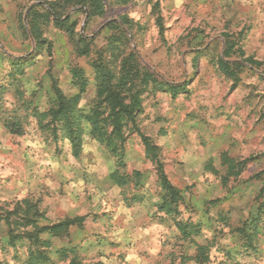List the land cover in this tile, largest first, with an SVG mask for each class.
I'll use <instances>...</instances> for the list:
<instances>
[{
    "label": "clouds",
    "instance_id": "9594fccd",
    "mask_svg": "<svg viewBox=\"0 0 264 264\" xmlns=\"http://www.w3.org/2000/svg\"><path fill=\"white\" fill-rule=\"evenodd\" d=\"M242 2L246 11L240 12L238 4L232 0H217L215 6L220 10L217 16L223 12L224 20L231 19L227 29L230 34L244 28L247 39L243 43L247 54L259 49L256 58L264 60V0ZM57 3L63 6L64 0H0V183L12 177L9 192L0 193V200H14L23 192L33 203L42 199L60 205L47 222L59 223L67 217L61 225L65 231L59 237L41 234L40 239V243L53 241L47 249L49 264H65L55 254L57 248L74 250L77 254L69 255L68 259H75L76 264H94L97 253L108 256L112 251L107 247L109 241L119 244L116 255L139 256L141 264H169L172 257L155 255L162 245L165 256L168 252L174 253L175 264H180L181 255L194 256L200 246H212L224 264H264V214L254 205L261 185L243 184L233 176L229 187L235 184L241 191L227 201L209 203L216 195L230 196L228 189L220 184V178L229 169L222 153L227 151L230 157L247 154L253 142L259 143L258 138H264V120L252 128V124L264 115V102L258 107L254 102L237 111L236 103L221 100L234 83L233 77L224 70L222 49L213 51L214 43L197 54L188 51L185 43L184 47L176 45L169 55L165 51L167 45L159 42L154 44L158 49L154 57L149 52L144 57L137 56L136 61L128 58L127 71L123 64L117 65L115 61L108 64V69L117 73L115 78L96 74L93 81L80 72L75 87L66 88L70 79L68 70L92 58H78L74 50L85 38L87 21L84 15L79 17L81 30L77 38L70 33L61 35L66 30L61 28L56 32L52 27L63 24L51 7ZM84 8L78 0H73L61 10L73 15ZM246 25L251 28L250 32ZM41 32L46 36L55 33L56 46L51 49V55H45L39 67L29 68L37 52L48 47L38 44ZM138 43L131 41L129 51H134L133 46ZM191 47H199V41L192 40ZM28 52L32 55H27ZM108 59L111 57H106V61ZM120 59L123 61L125 57ZM49 68L50 76L54 79L59 76V87L65 89L66 98L80 93L83 99L76 105L74 121L67 125L59 121L39 132L31 110L26 112L21 105L33 91L37 92L32 98L33 106L43 103L46 97L36 89V84L42 79L47 81L45 72ZM60 68L64 69L62 73L58 72ZM20 71L25 75L19 76ZM92 72L97 70L93 68ZM258 74L251 75L245 82L258 85L257 90L264 95V83L256 79ZM17 81L23 99L16 94ZM85 88L91 91L86 92ZM105 88L118 92L121 97L128 96L127 103H131V93L137 89L144 93L147 97L145 115L149 118L136 120L139 132L131 122L125 121L123 136L118 138L111 119L103 134L95 131L93 111L97 101L102 99L95 93ZM250 91L251 88L239 92L237 99L241 104ZM52 98L55 100L54 96ZM158 99L162 102L157 103ZM55 106L45 105L39 112ZM253 108L255 112L248 120V112ZM101 110L108 116L111 108L106 104ZM157 118L159 122L154 123ZM17 120L25 129L23 140L11 134ZM48 120H51L50 115ZM141 133L151 140L145 142ZM17 140L24 147L17 148L14 144ZM110 140L114 144L110 145ZM32 141L35 143L26 151L27 144ZM56 149L61 150L58 157ZM36 152L48 163L41 166L35 158ZM209 161L218 175H212L207 169ZM162 167L168 172L167 179ZM251 167L254 171L264 168V157ZM173 177L183 197L172 205L179 208V216L166 214V209L160 210L161 204L170 200L165 185ZM206 177L207 183L204 182ZM193 183L196 188L185 190ZM229 208H233L231 213L227 211ZM104 212L108 215H97ZM82 214L83 224L75 219ZM160 218L164 220L163 226L158 225ZM221 218L225 222H221ZM197 222L200 235L192 238L195 243L182 239L180 227ZM27 251L25 248L20 252L19 261H13L11 253L0 252V262L24 264ZM108 264H124V261L113 255ZM187 264L197 262L190 259Z\"/></svg>",
    "mask_w": 264,
    "mask_h": 264
},
{
    "label": "rangeland",
    "instance_id": "374dc122",
    "mask_svg": "<svg viewBox=\"0 0 264 264\" xmlns=\"http://www.w3.org/2000/svg\"><path fill=\"white\" fill-rule=\"evenodd\" d=\"M234 4H238V10L240 12L246 11V8L242 0H232ZM104 5V13L101 16H89L88 10L84 8V11L79 14L69 15L66 11H62L61 7L64 9L67 8V4L64 0L63 6L59 3L53 4V6L60 14L64 13V17L71 16V20L76 23L75 33L77 38L81 30V21L80 15H84L85 20L87 21V26L84 28L85 38L84 42L79 44V47L83 46L86 49L85 55H80L78 53L79 47L75 48V54L78 58L90 57V61H81L80 66H74L82 69V71L90 76V79L95 80V74L92 72L93 67L97 65H103L108 68V64H111L113 61L117 65L121 63V57H127L129 54H133L136 60L137 56L144 57L147 53L151 52L153 57L157 52V48L154 47V44L162 42L167 45L165 49L166 53L171 54V50L180 45L181 47L185 46L187 43V50L192 53H200L203 49L210 48L215 43L216 49H222L224 61L229 69L231 70V75L234 79V83L227 91L222 95L221 100L227 103H236L237 111H240L241 108L250 107L254 102L259 106L260 102H264V95L257 90L258 85L251 83H246L251 75L257 74L256 79L260 83H264V60L257 59L260 50L257 49L253 51L251 55L247 54L246 45L243 43L247 39L244 36V28L239 29V31L234 33H229L227 29L231 26V19L224 20V13L219 12V8L215 5L217 0H130L126 5L116 4V0H102ZM63 17V18H64ZM154 18V19H153ZM144 20L143 23L141 21ZM223 21V23H221ZM56 32H60V28L53 25ZM248 31H251L249 26H245ZM165 33H168V36H165ZM91 34V35H90ZM61 35H66V32L61 33ZM191 37V39H189ZM41 40L45 41L43 44L48 45L45 49H40L37 52V55L34 57L33 63L28 65L29 68H37L40 66L41 61L45 58V55H51V49L56 46L55 41L57 39L55 33L51 36H46L44 32L40 33ZM138 41L139 43L134 45V51H129V45L131 41ZM192 40L199 41V47L192 48ZM143 48V51L141 50ZM254 47V46H253ZM27 55L31 56L32 53L28 52ZM106 57H111L106 61ZM17 59H22V57H17ZM50 64L51 61H48ZM72 67V68H74ZM69 71V77L66 84V88H72L71 84V69ZM63 68H60L58 72L62 73ZM51 69L49 68L45 72L47 81L43 79L36 84V89L45 95V100L43 103L36 104L33 106L32 98L36 97L37 92L33 91L28 100H26L21 107L27 112L31 110L33 118L36 120V127L39 132L46 131L48 127V115L46 112H39V108L45 105L51 106L53 104V96L55 95L54 86L64 94L65 89L59 87L61 81L59 76L55 79L49 75ZM11 75V73H10ZM19 76H24L25 72H18ZM15 79V78H14ZM182 83L183 81H178ZM17 85V95L23 99V93L19 90V81L16 82ZM10 87L14 85H9ZM47 87V91L45 88ZM251 88L252 91L248 92L247 95L243 98V103L237 99L239 92L244 89ZM86 92L91 90L85 88ZM147 91V90H146ZM96 94V93H95ZM147 97L142 96V104L140 112L137 114L135 121L133 123L136 127V131H140L139 127L135 125L136 120L139 117H143L146 121L148 116L145 115V105L144 100ZM83 99V96H80V102ZM100 101V100H99ZM97 101L96 106L99 104ZM79 102V103H80ZM162 102L161 99L157 100V103ZM95 106V107H96ZM104 107V105H102ZM223 107V103L221 104ZM49 109V107H48ZM264 111V110H262ZM255 109L248 112L247 119L251 120ZM261 120H264V115H261L260 120H256L252 124V128L255 129L257 125H260ZM159 118L154 123H158ZM19 130V133H11L12 135L19 136L21 140L24 139L26 133L23 124L19 120L16 121ZM123 131V130H122ZM142 136L148 137L151 140V137L141 133ZM123 136V135H122ZM38 139V138H37ZM259 143L253 142L252 147L249 148L247 154H237L236 157H230L228 152L225 151L222 153L223 161H232L233 165L231 170L227 174L220 178V184L223 188H227L230 196H214L213 200L209 201L211 204H218L222 201H227L230 197L236 196L240 191V187L232 184L233 176L241 181L243 184L257 183L261 186L259 191L254 197L255 208L262 214H264V168H258L253 170L252 165H257L258 162L264 157V138H258ZM2 143V141H0ZM35 142H29L26 147V151L31 149ZM17 148L24 147L21 144L20 140L14 142ZM61 154L60 149H56L55 155L58 157ZM36 160L40 161L41 166L48 163L47 160H41L39 152L35 153ZM179 163V161H177ZM207 169L211 170L212 175H218L215 169L212 168L211 162L206 163ZM166 177H168L167 170L163 169ZM137 176L139 173L136 174ZM169 183L180 192V189L177 187L175 178L168 180ZM204 182H208V178L204 179ZM12 183V177H6L2 183H0V193L9 192V184ZM83 187V186H82ZM196 188V183H193L185 188L194 189ZM62 194V192H61ZM87 199H91V196H88ZM183 197L180 196L178 200H182ZM177 200V201H178ZM177 203V202H176ZM162 205V204H161ZM39 206V207H38ZM60 207L59 204L49 201L44 202L42 199L36 200L33 203L29 198L23 193L20 192L15 196L14 200H0V252H3L5 255L11 253V259L13 261H19L20 252L25 248L29 250H41V247L34 248L32 247L33 237H38L41 239L40 230L45 227H51L57 223L47 222L51 219L53 213ZM161 210V209H160ZM162 211V210H161ZM228 213L233 211V208H229ZM175 215L179 216V208L176 207ZM100 216H107L108 213H98ZM84 214L76 217L81 224L84 221ZM230 218V217H229ZM68 218L60 220L59 222L65 221ZM155 219V217H153ZM256 219V218H253ZM221 222H225L221 218ZM247 223V221H245ZM164 220L160 218L158 221L159 226H163ZM227 226V224L225 225ZM179 227V225H178ZM65 230H61L57 237L62 235ZM43 234H48L45 232ZM94 235H99L94 233ZM200 235V226L199 222L195 225H188L185 223L180 227V236L184 240H190L195 243L193 237H198ZM104 239V238H102ZM52 245L53 241L50 240ZM167 243V242H165ZM100 246V245H97ZM51 247V246H50ZM107 247L112 251L108 256H105L104 253H97L98 259L95 260L94 264H108L111 259V256L115 255L117 260H123L124 264H141L140 257L135 255H116V250L119 248V244L109 241ZM164 245L161 246V250L155 251L157 257H172L169 261V264H175L174 253L168 252L167 256L163 251ZM65 250L64 255L59 256L56 251ZM48 260L44 264H49V254ZM55 254L58 258L63 259L65 264H76L75 259H68L69 255L75 256L77 253L74 250L66 248H57L55 249ZM190 259H195L197 264H224V261L221 260L213 251V247L209 246L205 248L200 246L197 248L194 256L186 257L184 255L180 256V264H187V261ZM0 264H7V261L0 262ZM162 264V262H161Z\"/></svg>",
    "mask_w": 264,
    "mask_h": 264
},
{
    "label": "trees",
    "instance_id": "16d2710c",
    "mask_svg": "<svg viewBox=\"0 0 264 264\" xmlns=\"http://www.w3.org/2000/svg\"><path fill=\"white\" fill-rule=\"evenodd\" d=\"M130 0H116V4L118 5H126L129 3ZM67 6L69 3L73 2V0H65ZM81 8H84V5H87L88 10V17L89 16H101L104 13V5L102 3V0H78ZM53 9L54 14L57 15L58 20H62L63 24L57 26L58 28H63L66 30V34L70 33L72 37H76L77 34L75 33V27L76 23H74L71 20V16L64 17V13L60 14L53 6H51ZM64 17V18H63ZM45 41L41 40L39 38L38 44H43ZM84 40H80L79 44L83 43ZM78 53L80 55L86 54V49L83 46L79 47ZM128 58H131L133 61H136L133 54H129L123 61H121L120 64H123L124 70L127 71L128 69ZM223 67L225 72L231 75V70L229 67L223 63ZM97 70L96 74H100L103 76H108L109 78H115L117 73L112 72L108 68L104 67L103 65H95L93 67ZM80 72H83L82 69L74 67L71 69V84L73 87H75V80L78 77V74ZM110 82V81H109ZM127 87V85H125ZM147 89H145L146 92ZM55 100L53 104L56 105L55 107H49L47 110V115L51 116V120L48 122V127L51 125L59 122L64 121L65 124H69L70 122L74 121L76 118V105L80 102V93H77L73 95L71 98H66L64 94L55 86ZM96 95L101 96L102 99L99 101V104L94 108L93 111V120L96 125L95 131L100 132L103 134L104 128L106 127L107 123L109 122V119H111V122L114 125L113 132L116 133L118 138H122L123 135V125L125 121L131 122L132 124L135 121V118L137 114L140 112L141 104H142V96L144 93L140 92L139 89H137L135 92L131 93V103H127L126 101L129 100L128 96L121 97L118 92H113L109 90L108 88L103 89L102 91L96 92ZM108 105L111 108V111L108 113V116L104 115V112L101 110L105 107V105ZM104 105V107L102 106ZM19 125V124H18ZM17 123L15 122L14 128L15 131L12 133H19V127ZM144 137L145 142L150 141L148 137ZM109 144H114V141L110 140ZM229 164V170H231L233 162L227 161ZM162 172L164 177L167 179L163 167ZM165 187L169 190V196L170 200H166L165 203H163L160 206V209L164 211L166 209V214H172L176 212V208H173L172 205L176 204L177 200L180 198L179 191L176 190L167 180ZM78 220V219H77ZM66 221V220H65ZM65 221L59 222L51 227H45L40 230V233L43 234L45 232H48V234H52L57 236L61 230H65L61 225L65 223ZM32 245L39 244L38 247H41V250H29L27 259L24 261V264H44L48 260V255L46 253V250L50 248L51 243L50 240H45L43 243H40V239L38 237H33ZM34 247V248H38ZM56 253L61 256L66 253L65 250H58ZM74 264V263H73Z\"/></svg>",
    "mask_w": 264,
    "mask_h": 264
}]
</instances>
